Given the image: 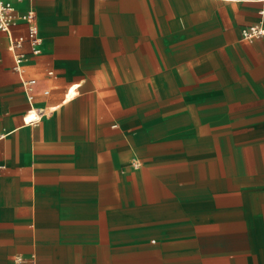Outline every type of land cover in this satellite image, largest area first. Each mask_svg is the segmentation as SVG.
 Masks as SVG:
<instances>
[{"label":"crops","instance_id":"0c3cea01","mask_svg":"<svg viewBox=\"0 0 264 264\" xmlns=\"http://www.w3.org/2000/svg\"><path fill=\"white\" fill-rule=\"evenodd\" d=\"M27 6L30 101L0 32V264H264V37L240 35L264 0ZM176 41L165 69L199 53L209 80H137Z\"/></svg>","mask_w":264,"mask_h":264},{"label":"built area","instance_id":"2783aa9c","mask_svg":"<svg viewBox=\"0 0 264 264\" xmlns=\"http://www.w3.org/2000/svg\"><path fill=\"white\" fill-rule=\"evenodd\" d=\"M22 2L23 0H0V32H3L7 37V48L13 58V70L19 78L25 97L30 101L32 100L31 92L35 85V79L25 77L27 56L22 49L24 45H27L30 48V54L37 56L42 52L43 40L33 8L27 6L19 11V5ZM20 26L24 28V34L15 35L14 29ZM240 35L242 40L252 41L255 38L264 37V27L260 24L245 27L241 30ZM35 112L38 116L41 115L40 109L35 110Z\"/></svg>","mask_w":264,"mask_h":264},{"label":"rangeland","instance_id":"374dc122","mask_svg":"<svg viewBox=\"0 0 264 264\" xmlns=\"http://www.w3.org/2000/svg\"><path fill=\"white\" fill-rule=\"evenodd\" d=\"M196 38L185 36V44L187 45V48H190L194 45V40ZM176 42H171L170 46H166L169 49V53L167 52V55H170L169 62L167 65L165 62L160 61L161 54H158L156 50H146L144 53L140 55V58L144 57V61H138L137 63V74L138 79L137 80H160L162 77H168L164 80H209V70L205 69L203 70L200 68V54L199 53H189L187 55V58L189 59V63L186 64L185 74L183 76H180L179 79L174 78L177 77V69H165L167 66L171 67L174 65V57L177 56L175 51V45ZM174 50V51H172ZM196 55V56H194ZM125 77L124 75H122ZM157 88V86L155 87ZM155 108L160 105V102H155L154 104ZM129 135L131 136V133H123L122 136L125 141L130 142ZM137 153H135L136 155ZM137 156V155H136ZM131 167L136 169L140 167V162L138 160H133L130 163Z\"/></svg>","mask_w":264,"mask_h":264},{"label":"bare ground","instance_id":"6f19581e","mask_svg":"<svg viewBox=\"0 0 264 264\" xmlns=\"http://www.w3.org/2000/svg\"><path fill=\"white\" fill-rule=\"evenodd\" d=\"M42 113L46 114L43 108H42ZM39 117L40 116L36 114L35 110H31L25 116V121H27L28 123H32L35 122Z\"/></svg>","mask_w":264,"mask_h":264}]
</instances>
